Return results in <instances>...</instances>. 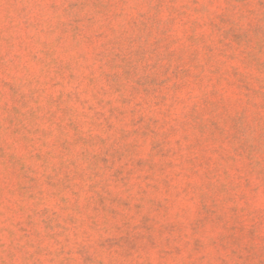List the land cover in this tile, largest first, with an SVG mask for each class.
Listing matches in <instances>:
<instances>
[{
  "label": "rangeland",
  "instance_id": "374dc122",
  "mask_svg": "<svg viewBox=\"0 0 264 264\" xmlns=\"http://www.w3.org/2000/svg\"><path fill=\"white\" fill-rule=\"evenodd\" d=\"M0 264H264V0H0Z\"/></svg>",
  "mask_w": 264,
  "mask_h": 264
}]
</instances>
